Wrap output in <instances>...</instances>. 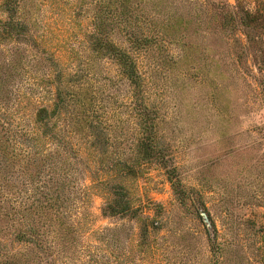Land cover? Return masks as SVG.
Here are the masks:
<instances>
[{
	"label": "rangeland",
	"instance_id": "1",
	"mask_svg": "<svg viewBox=\"0 0 264 264\" xmlns=\"http://www.w3.org/2000/svg\"><path fill=\"white\" fill-rule=\"evenodd\" d=\"M14 1L28 30L13 85L48 108L57 82L43 75L75 74L89 142L74 139L81 201L42 262L264 264V0ZM105 39L136 59L139 86Z\"/></svg>",
	"mask_w": 264,
	"mask_h": 264
},
{
	"label": "trees",
	"instance_id": "2",
	"mask_svg": "<svg viewBox=\"0 0 264 264\" xmlns=\"http://www.w3.org/2000/svg\"><path fill=\"white\" fill-rule=\"evenodd\" d=\"M0 8L7 13V19H0V216L3 218L0 231L7 232L5 239L0 240V264H50V261L42 262L41 253L52 252L50 236L57 226L65 230L71 227L70 211L81 201L76 166L82 160L74 139L89 144L86 124L81 114L76 113L77 98L73 93L76 75L65 74L49 58L41 60L50 62L51 68L56 66L53 80L48 74L43 75L47 85L57 82L50 107H38L33 100L26 102L19 88L13 85L14 77L21 70L22 36L27 35L28 27L16 17L18 4L14 0H6ZM102 32L103 28L97 26L92 34ZM133 43L136 51L143 48L139 40ZM101 45L108 53H114L121 72L139 86L142 78L136 59L115 48L108 39ZM27 106L33 107V117L28 114L29 110L24 113ZM139 117L137 125L147 133L153 130L154 124L148 117L142 113ZM151 139L149 135L143 137L140 145ZM90 147L95 148V144ZM83 164L91 176L104 172V166L95 167L92 161ZM112 167L107 170L112 171ZM171 175L170 172L174 190L181 191L180 181ZM114 194L119 195L118 191ZM106 210L124 214L131 208L115 202L114 207L108 204Z\"/></svg>",
	"mask_w": 264,
	"mask_h": 264
}]
</instances>
